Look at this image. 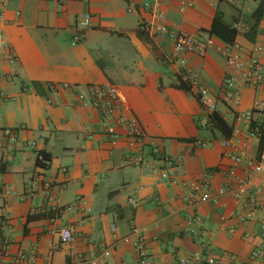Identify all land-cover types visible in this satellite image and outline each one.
<instances>
[{
  "label": "crops",
  "instance_id": "obj_1",
  "mask_svg": "<svg viewBox=\"0 0 264 264\" xmlns=\"http://www.w3.org/2000/svg\"><path fill=\"white\" fill-rule=\"evenodd\" d=\"M193 1L181 10L179 0H0V24L15 59L7 62L0 51V240L10 241L0 264H136L132 246L121 242L132 240L135 228L153 264L185 258L188 264H264L257 220L264 215V173L253 172L258 206L241 224L235 214L245 209L232 198L235 185L226 175L245 169L232 164L233 150L224 147L230 139L244 159L259 158L260 140L246 137L236 116L254 100L264 102V91L241 88L233 112L217 102L230 137L202 126L205 109L192 89L177 87L182 66L171 60L172 42L156 31L154 14L162 12L168 28L200 44L209 35L210 45L184 59L215 96L227 69L219 49L227 42L209 30L217 12L224 23L240 25L241 7L233 6L238 0ZM250 2L244 7L251 13L260 3L264 8V0ZM84 14L89 26L75 29ZM235 43L247 57L254 43L264 44V18L253 42L239 32ZM105 85L117 89L121 110L137 119L141 146H131L121 128L115 145L105 134L114 117L89 104V87ZM254 122L264 129V111ZM156 151L174 161L173 177ZM38 153L49 157L43 167ZM203 180L212 194L223 186L230 192L217 202L185 203L180 183ZM31 183L33 195H24ZM66 226L73 241L53 249L55 231ZM256 250L261 255L253 257Z\"/></svg>",
  "mask_w": 264,
  "mask_h": 264
},
{
  "label": "built area",
  "instance_id": "obj_2",
  "mask_svg": "<svg viewBox=\"0 0 264 264\" xmlns=\"http://www.w3.org/2000/svg\"><path fill=\"white\" fill-rule=\"evenodd\" d=\"M58 2H64L65 0H57ZM194 5L193 0H179V6L181 10L191 8ZM154 17L160 21V24L156 26V31L163 33L172 42L171 60L179 63L182 66V77L190 89L195 92L198 100L205 109L206 116L201 119V124L204 127L212 126L213 122L211 116L217 112V102L223 104L229 112H233L241 103V88H258L264 91V44L254 43L250 50H248V57L246 56L243 48L237 43L227 44L219 49L222 57L227 63V69L224 73L223 81L220 89L215 96L207 89V87L201 82L196 73L189 67L184 59V55L187 52H202L204 48L210 45L209 35H205L203 44H200L193 37L175 30L174 28H168L165 23L164 14L162 12H156ZM90 24V15L84 14L76 17L74 24L75 29L86 28ZM238 33H245L247 29L241 24L236 25ZM143 30L144 27H142ZM202 45V46H201ZM0 51L5 52V60L7 62L14 61V56L10 52V45L5 40L4 33L0 24ZM180 80L178 81L179 84ZM82 99L83 97L80 96ZM89 104L104 112L106 117H114V125H107L105 127V134L110 137L111 144L115 145L118 140L116 133L117 128L124 130L125 135L131 146H141L145 137L144 133L136 118L127 115L121 110V100L117 89L113 85L105 86H90L89 87ZM264 111V102L256 99L253 102L252 109L241 115H237L236 119L243 124V130L245 136L248 138H255L260 140L261 127L255 125L254 115L262 113ZM263 129V127H262ZM15 141V138L12 139ZM224 147L232 152L227 154V157L231 160L234 166H243L245 172L241 176L234 174L233 171L227 173L226 178L229 183H234L235 188L231 191L232 198L235 201L242 203L241 209H245V212L241 210L235 214V219L241 224H246L253 219V211L257 208L258 202L254 195L251 194V179L253 172L262 174L264 173V137L261 141V148L259 158L257 160H246L241 153L235 152L236 145L228 139L224 142ZM158 158L163 162L164 170L168 175H174L175 163L174 161L165 155H162L156 151ZM39 159L45 161L42 156L39 155ZM142 159L137 157L133 163L139 165ZM264 182V178H263ZM173 184H177L175 181ZM181 188L185 190V194L182 199L185 203L192 205L196 202L205 203L209 201L217 202V199L224 196L230 190H227L225 186L216 190V193L212 194L208 187L207 180L197 181L191 184L180 183ZM47 186V185H45ZM32 183L26 187L24 195H33ZM13 187H8L5 190V194L12 193ZM128 202L131 205H136L134 198H129ZM69 208V207H67ZM259 232L264 235V215L257 218ZM115 231V228H112ZM234 228H229L228 232L233 233ZM58 236L57 245L53 246V249L68 246L73 241L74 231L71 226H66L55 231ZM132 235L134 238L131 240L129 236L121 239L122 243L132 246L136 254V264H153L148 252V245L145 236L138 229H133ZM10 241L6 238L0 240V252L3 255H7ZM261 250L253 252V257L261 255ZM110 255L109 251H103V257L106 259ZM190 259H176L171 264H188ZM102 264H108L103 262Z\"/></svg>",
  "mask_w": 264,
  "mask_h": 264
},
{
  "label": "trees",
  "instance_id": "obj_3",
  "mask_svg": "<svg viewBox=\"0 0 264 264\" xmlns=\"http://www.w3.org/2000/svg\"><path fill=\"white\" fill-rule=\"evenodd\" d=\"M219 1L222 2L225 0H219ZM250 18H251V24L247 27V31L244 33V35L249 41L253 42L257 35L258 23L261 19L264 18V8L261 3L251 13ZM209 34L218 36L223 41L227 42V44H233L235 42L236 36L238 35V31L233 25L224 23L221 13L217 12L215 17L213 18V21H212V24L209 30ZM177 87L183 90H188L190 88L184 81L181 80V78H180V82L177 85ZM211 120L213 122L212 126L220 129L221 132L227 138L231 136L232 126L226 124V122L221 118V116L217 112L213 113V115L211 116ZM260 129H261V136H260V142H261L264 137V129H262V126ZM39 155L42 156L45 160H48L49 157L44 155L43 153H38L36 164L37 166L43 167L44 163H42V160L39 159Z\"/></svg>",
  "mask_w": 264,
  "mask_h": 264
},
{
  "label": "rangeland",
  "instance_id": "obj_4",
  "mask_svg": "<svg viewBox=\"0 0 264 264\" xmlns=\"http://www.w3.org/2000/svg\"><path fill=\"white\" fill-rule=\"evenodd\" d=\"M245 1H246V4L249 6V4H252L250 2V0H238L237 3H234V5H239L241 8L239 9L240 12H239V21L241 23L242 26H249L251 24V20H250V14L251 12L247 11L248 9H246L247 7H244L246 4H245Z\"/></svg>",
  "mask_w": 264,
  "mask_h": 264
},
{
  "label": "water",
  "instance_id": "obj_5",
  "mask_svg": "<svg viewBox=\"0 0 264 264\" xmlns=\"http://www.w3.org/2000/svg\"><path fill=\"white\" fill-rule=\"evenodd\" d=\"M250 1H252V2H256L257 0H250Z\"/></svg>",
  "mask_w": 264,
  "mask_h": 264
}]
</instances>
